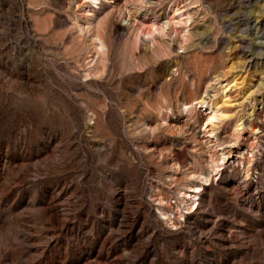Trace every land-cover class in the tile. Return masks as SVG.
<instances>
[{
	"label": "rangeland",
	"instance_id": "374dc122",
	"mask_svg": "<svg viewBox=\"0 0 264 264\" xmlns=\"http://www.w3.org/2000/svg\"><path fill=\"white\" fill-rule=\"evenodd\" d=\"M173 2L184 40L138 33ZM260 51L264 0H0V264H264ZM227 65L254 92L231 90L207 138L180 105ZM211 152L219 175L185 211Z\"/></svg>",
	"mask_w": 264,
	"mask_h": 264
},
{
	"label": "bare ground",
	"instance_id": "6f19581e",
	"mask_svg": "<svg viewBox=\"0 0 264 264\" xmlns=\"http://www.w3.org/2000/svg\"><path fill=\"white\" fill-rule=\"evenodd\" d=\"M140 0H138L139 2ZM186 4L179 5L173 2L169 5L168 9L172 11V16L169 17L164 24L151 22L147 30H143L141 27L138 28V33L143 35H151L154 32H159L163 30L165 26L176 24L184 28V33L181 35V39L184 40L186 31V25L191 19V14L187 12V9L184 8ZM86 9V7H84ZM165 25V26H163ZM103 32L98 28L95 32V53L96 57L101 58L103 53L102 48L104 46L102 40ZM135 36V40H136ZM181 40V41H182ZM93 42V43H94ZM260 49V48H259ZM261 52V51H260ZM260 56L264 58V51L261 52ZM99 63V62H98ZM101 64V63H100ZM99 66L96 65L93 68V71L98 72ZM234 69L233 66L227 65L223 70L213 74L209 81L202 85L201 90L198 93L191 92L190 94L186 95V97L182 100L180 105V111L187 113L189 116L196 115L197 118L201 117L200 121V128L202 126V131L207 138L213 136L218 130V128L222 125L227 123L233 114L229 113L231 109V99L228 97V94L231 90L236 91V99H242L238 105L242 104L244 100L249 98L250 95L253 94L254 90H247L242 94L241 88L243 87V79L241 81L238 80V77L233 74ZM223 81L225 83H223ZM209 88H212L213 93L211 95H207V91ZM244 88V87H243ZM240 118H237L236 121L233 123V133L239 134L240 129ZM225 160L224 153H215L211 152L205 159V166L194 170V174H192L188 179L187 186L182 187L180 189V193L182 194V209L185 211H192L195 207L197 193L200 191V188L203 184H206L210 178H217L220 172V168L223 165ZM249 158H246L247 164L249 163ZM245 171L247 173L248 166H246ZM161 215L163 218L166 219L167 223L172 225V219L175 217L173 216L172 212L168 213L167 211H162ZM184 212L178 214L179 217H182Z\"/></svg>",
	"mask_w": 264,
	"mask_h": 264
}]
</instances>
